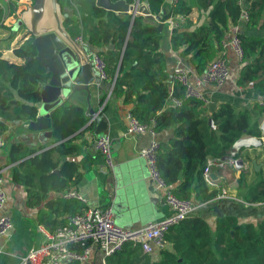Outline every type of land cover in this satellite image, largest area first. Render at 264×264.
I'll list each match as a JSON object with an SVG mask.
<instances>
[{"label": "trees", "instance_id": "16d2710c", "mask_svg": "<svg viewBox=\"0 0 264 264\" xmlns=\"http://www.w3.org/2000/svg\"><path fill=\"white\" fill-rule=\"evenodd\" d=\"M58 1L69 15L65 27L70 35L82 38L105 61L107 82L114 83L111 101H121L144 124L155 121L158 134L173 129L172 137L161 143L157 158L159 171L173 193L196 204L215 199L218 191L207 183L204 170L209 159L222 160L229 156L241 138L262 137L258 125H252L250 111H239L224 103L208 115L204 102L186 99L184 89L170 82L167 57L161 48L163 32L145 15L133 17L107 11L97 6V0ZM111 1L134 5L137 0ZM165 1L149 0L153 16L162 15ZM21 2L0 4V27L10 17L19 19ZM194 9L199 10L200 18L206 16L205 22L196 28L189 20ZM245 12L247 20L243 18ZM178 16L184 17L185 22L173 30L171 45L197 75H202L211 62L223 56L231 28L244 23L245 31L238 33L245 56L237 85L252 87L264 96V36L253 34L257 29L264 31V0H180L171 6L163 21ZM14 54L24 63H11L0 55V135L8 130L9 121L31 122L37 118L36 103L41 99L38 86L47 80L43 64L36 59L38 52L32 37L16 48ZM173 98L182 100V107H170ZM255 109L264 116V105L257 104ZM210 119L215 129L210 126ZM87 124L83 106H66L53 115V139L59 143L55 148L37 154L38 151L23 144H15L10 150L13 182L26 188L29 207L45 204L48 212H41L39 223L52 233L68 225L66 215L71 217L87 210L79 201L49 199L51 193L72 190L81 180L80 166L72 159L85 154L76 142L94 130L93 125L87 127ZM82 144L89 147L87 140ZM64 158L69 161L61 164ZM84 160L83 165L89 168L92 159L86 154ZM56 170L58 174L53 173ZM251 202L264 203V178L254 190ZM165 241L166 246L152 254L146 253L141 245L128 243L108 261L111 264H264V219L242 224L236 217L226 216L218 218L212 228L206 219L193 214L173 226ZM87 246L71 249L83 251Z\"/></svg>", "mask_w": 264, "mask_h": 264}, {"label": "crops", "instance_id": "0c3cea01", "mask_svg": "<svg viewBox=\"0 0 264 264\" xmlns=\"http://www.w3.org/2000/svg\"><path fill=\"white\" fill-rule=\"evenodd\" d=\"M22 3L25 2H21L20 5H22ZM26 3L29 5L31 4V2ZM142 4L143 2H140V5ZM171 6L172 0H166L163 7L169 12ZM23 9L20 8L19 11H23ZM126 14L131 15L130 13ZM141 15L143 14L137 13V16ZM153 17L155 18L156 16ZM148 19L159 26L160 23L156 20L152 18ZM17 20L18 19L14 17H10L6 20L4 26L0 27V55L2 59L8 60L11 63L23 64L24 60L15 56L14 50L29 40L30 35L23 27L16 31L14 30V25ZM170 20L171 19L166 20L163 23L165 27L162 31L163 41L161 48L167 57L171 77L174 69L179 64L184 65L190 69L194 75H197L194 68L187 64V62L181 58L180 54L174 51L171 45V37L175 28L171 25ZM189 20L193 28H196L200 22H205L206 16L202 15L200 18L199 10L194 9ZM242 31H245L244 23L237 27H232L227 36L228 40ZM253 34L264 36V31L257 29L254 30ZM77 40L78 39H76V41ZM83 45L93 54L97 53L95 48L86 43H83ZM225 57L229 61L231 78L221 89H215L210 85L205 86L204 94L207 100V103H205L207 109L206 114L211 115L224 103L232 104L239 111L249 110L252 116V125H258V129L263 136L261 125L264 121V116L259 113V110L255 109V106L257 104L261 105V102H264V96L256 92L252 87L243 88L238 86L237 80L241 73L242 62L230 48L226 50ZM111 97H108L107 91L96 89L95 97L92 100V109L101 112L100 116L102 120L107 123L108 129L103 135L109 136L112 142H115L113 147L116 145L117 150L113 149L114 166L108 168L104 158L96 150L94 140L99 136H93L92 133L94 130L88 132L84 139H80L76 142L77 145L82 146L85 154L72 159V161L78 163L82 173L81 180L72 190L81 193L83 197L86 198L87 203L85 205L87 209L107 206L113 207V202L109 200L111 197L109 192L112 190V183H114L112 172H114L116 167H120L121 165L129 164L133 166L135 172L138 173L137 177H134L131 181L133 189L136 187L132 191L135 214L131 218L127 216L122 217L118 213L115 215L118 225L124 228L138 229L150 222L159 221L170 216L172 211L164 204L161 196L156 191H151V182L146 175V162L144 158L140 157V151L150 145L153 137L149 133L128 136L126 134V129L130 108L124 106L121 101L112 102ZM66 106L82 105L77 102H71L58 110ZM27 123L29 122L9 121L8 130L0 135L4 141V146L0 148V173L3 177L4 189L7 194V203L2 214L10 216L14 224L13 230L9 236L4 237L0 241L3 248V253L0 255V264H19L20 259L24 255L33 249L39 248L46 242V232L52 233L39 223L41 212H48L45 204L34 208L29 207L27 204L26 188L12 180V169L14 164L11 163L10 150L13 145L23 144L29 150H36L38 151L37 154H40L55 148L59 144L54 141L53 136L46 139L45 144H43L39 139L38 133L25 129L24 126ZM172 131L173 129H170L157 134L156 139L160 143L165 142L172 137ZM83 140L89 142V147L83 146ZM86 154L92 159L89 168L83 165V162H85L84 156ZM226 158H228V156ZM239 158L245 165V169L243 170H235L228 166L219 167L215 164L211 166L210 178L215 186L210 187L218 191L217 197L225 190L229 198L218 199L216 197L207 203H203L194 215L206 219L212 228H214L215 221L218 218L226 216H234L242 224L258 223L264 219V203L251 202L254 190L264 178V147L244 148L241 150ZM209 160L215 161L217 159L211 158ZM65 161H69L68 158L62 159L61 164ZM56 171L53 173L58 174L59 171ZM259 172H261V174H258ZM63 193L64 192L51 193L49 199L54 200L60 197L64 201H78L65 199ZM69 217L70 215L65 216L67 220ZM109 258H106L102 250L96 246L92 250L90 259L84 264H104L105 260L109 263Z\"/></svg>", "mask_w": 264, "mask_h": 264}, {"label": "built area", "instance_id": "2783aa9c", "mask_svg": "<svg viewBox=\"0 0 264 264\" xmlns=\"http://www.w3.org/2000/svg\"><path fill=\"white\" fill-rule=\"evenodd\" d=\"M13 0H0V4H9ZM28 1V0H22ZM180 0H172V5ZM244 20L248 19V14L243 15ZM171 25L174 28L182 25L185 18L182 16L171 17ZM84 43L82 38L77 40ZM232 49L237 58L242 62L244 60L245 51L238 34L232 36L224 43L225 51ZM93 68L98 73L99 78L108 81L106 71V63L97 53L92 55ZM231 78V69L228 59L219 56L209 64L202 75H194L190 69L179 64L173 71V82L181 86L185 91V98L189 100H198L207 103L204 88L205 86H213L215 89H221ZM183 101L173 98L170 101V107H182ZM264 105V102H261ZM156 122L150 125L144 124L136 119L132 114L128 115V125L126 134L128 136H137L139 134L149 133L153 140L150 145L140 151V157L145 159L149 173V179L155 188V191L161 196L162 201L168 206L172 214L159 221L150 222L138 229L124 228L117 224L116 215L109 206L102 208H88L83 214H76L69 217L68 225L55 233L46 232V242L39 248L29 251L24 255L19 264H69L77 262L79 264L86 263L92 254L94 247L98 246L104 253L106 258L112 257L120 253L124 246L128 243L141 245L146 253H156L166 246V235L169 230L184 221L187 217L193 215L201 206L193 200H185L177 197L172 188L162 177L158 168V153L161 143L156 139L155 131ZM263 136L256 138L253 136H245L236 142L230 152L228 158L222 160H209L204 170V178L207 183L214 187L215 184L210 178L211 166L231 167L235 170L245 169V165L239 158L241 150L244 148H261L264 147V121L261 125ZM4 146V141L0 137V148ZM96 150L104 158L108 168L114 166L113 144L107 135H101L94 140ZM63 196L67 200H78L86 204L87 200L83 195L75 190L66 191ZM218 199H227L228 193L223 190L217 197ZM7 203V194L4 189L3 177L0 173V241L4 237L9 236L13 230L14 224L10 216L2 214ZM44 232V231H43ZM88 244L83 250L71 249ZM3 248L0 244V255ZM104 264H110L106 260Z\"/></svg>", "mask_w": 264, "mask_h": 264}, {"label": "water", "instance_id": "95a60500", "mask_svg": "<svg viewBox=\"0 0 264 264\" xmlns=\"http://www.w3.org/2000/svg\"><path fill=\"white\" fill-rule=\"evenodd\" d=\"M137 0L134 5H127L124 1L113 3L111 0H97V6L115 13H130L133 17L141 13L148 18L156 20L158 29H164L163 17L168 14L165 7L162 15L155 18L149 9V0L140 5ZM24 10L14 25V30L26 29L33 38V45L37 48L36 59L40 61L47 73V80L38 88L40 101L36 103L37 118L25 124V129L39 134V139L45 144L51 138L54 113L67 103L77 102L86 109L89 121L87 127L94 126L93 136H100L107 132L108 126L101 118V112L92 109V100L96 89L107 91L111 97L114 83L103 81L93 68L92 52L82 43L77 42L65 27L68 14L63 12L58 0H33L29 5L22 3ZM173 82V79H170ZM210 126L215 129L213 119L209 120ZM115 142H112L114 144ZM113 149L117 150L116 145ZM256 165V164H255ZM146 175L149 178L146 166ZM57 172V171H56ZM133 166L129 164L116 167L112 176V190L109 200L113 202L114 213L122 217H132L135 214L134 199L131 181L137 177ZM150 180V179H149ZM151 182V191L155 188Z\"/></svg>", "mask_w": 264, "mask_h": 264}, {"label": "rangeland", "instance_id": "374dc122", "mask_svg": "<svg viewBox=\"0 0 264 264\" xmlns=\"http://www.w3.org/2000/svg\"><path fill=\"white\" fill-rule=\"evenodd\" d=\"M23 2H25V3H26V1H23Z\"/></svg>", "mask_w": 264, "mask_h": 264}]
</instances>
